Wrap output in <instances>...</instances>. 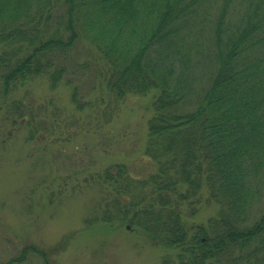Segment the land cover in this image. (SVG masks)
I'll return each mask as SVG.
<instances>
[{
  "label": "trees",
  "instance_id": "obj_1",
  "mask_svg": "<svg viewBox=\"0 0 264 264\" xmlns=\"http://www.w3.org/2000/svg\"><path fill=\"white\" fill-rule=\"evenodd\" d=\"M88 45L113 95L153 93L156 168L98 172L114 195L86 225L138 227L163 264H264V0H0V107L30 121L14 91L39 77L57 88ZM203 203L216 213L195 221ZM29 249L51 264L33 245L2 264Z\"/></svg>",
  "mask_w": 264,
  "mask_h": 264
},
{
  "label": "rangeland",
  "instance_id": "obj_2",
  "mask_svg": "<svg viewBox=\"0 0 264 264\" xmlns=\"http://www.w3.org/2000/svg\"><path fill=\"white\" fill-rule=\"evenodd\" d=\"M65 63L57 88L39 77L9 98L31 106L30 121L9 104L0 107V264L27 245L49 252L51 264H163L166 250L138 227L85 223L114 195L98 172L116 165L140 175L155 170L144 154L153 93L113 95L99 83L103 62L89 45ZM74 86L85 101L81 108ZM215 213V205L203 203L193 219L205 222ZM47 263L29 249L13 264Z\"/></svg>",
  "mask_w": 264,
  "mask_h": 264
}]
</instances>
